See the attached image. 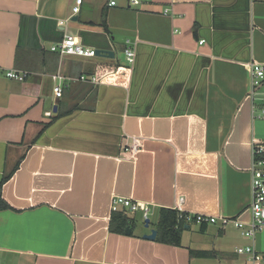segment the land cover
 Segmentation results:
<instances>
[{
  "label": "crops",
  "instance_id": "crops-1",
  "mask_svg": "<svg viewBox=\"0 0 264 264\" xmlns=\"http://www.w3.org/2000/svg\"><path fill=\"white\" fill-rule=\"evenodd\" d=\"M139 1L83 0L74 22L77 0H0V183L10 176L11 207L0 211V264H247L237 250L248 246L264 264V230L186 225L177 244L139 239L174 208L250 222L264 120L249 64H264V0ZM66 35L113 48L117 62L53 52ZM12 69L28 75L11 80ZM58 72L69 79L61 96ZM115 197L149 205L150 229Z\"/></svg>",
  "mask_w": 264,
  "mask_h": 264
},
{
  "label": "built area",
  "instance_id": "built-area-1",
  "mask_svg": "<svg viewBox=\"0 0 264 264\" xmlns=\"http://www.w3.org/2000/svg\"><path fill=\"white\" fill-rule=\"evenodd\" d=\"M83 0H77L76 6L73 8L72 17L78 15L81 11V4ZM131 5H139V0H130ZM115 5V2H112ZM130 43V42H129ZM53 52H57L60 56H74L81 58H94L96 51L95 49L88 48L83 45L79 38L66 35L65 38L56 46L52 47ZM126 61L130 66H133L136 61V51L134 48L128 46L124 50ZM251 73V96L255 100L260 97L259 106V117L264 120V64L258 62H252L249 64ZM28 75L27 72H21L18 70H7L5 76L11 80H16L23 82ZM53 81L56 83L55 94L61 96L64 92V82L69 80L62 73L58 72L53 77ZM80 80L85 81L87 78L85 76L81 77ZM77 81V80H76ZM92 84H99V79L95 76L91 77ZM262 90V92H260ZM139 149V144L136 143L131 147L132 152H137ZM264 153V146H259L255 150L256 155H262ZM252 192L253 200L249 208L251 220L249 223L242 221L238 217H215L202 214H190L184 212L181 208H174L179 215V219L183 220L188 226H206V225H216L221 224L223 227L233 225L235 228L242 232L244 237L254 238L257 233L264 230V160L259 158L255 159L252 168ZM115 205L123 206L132 213H136L139 210L143 212V219L150 220L151 209L147 204H143L136 200L115 197L113 200ZM238 254H247L251 256L250 262L247 264H262L263 258L252 246L239 248L237 250Z\"/></svg>",
  "mask_w": 264,
  "mask_h": 264
},
{
  "label": "trees",
  "instance_id": "trees-1",
  "mask_svg": "<svg viewBox=\"0 0 264 264\" xmlns=\"http://www.w3.org/2000/svg\"><path fill=\"white\" fill-rule=\"evenodd\" d=\"M259 159L264 160V153L260 156ZM9 177L4 178L3 181L0 183V211H4L11 208L3 198V186L8 181ZM121 219L124 220L123 223L130 222L127 218L121 217ZM183 226H186V224L184 223L183 220L179 219V215L176 210L173 209L166 210L163 215L162 221L159 224L158 241L162 242L161 239L163 236L164 237L163 241L165 242L172 241L173 243L177 244V242L180 240L179 232Z\"/></svg>",
  "mask_w": 264,
  "mask_h": 264
},
{
  "label": "water",
  "instance_id": "water-1",
  "mask_svg": "<svg viewBox=\"0 0 264 264\" xmlns=\"http://www.w3.org/2000/svg\"><path fill=\"white\" fill-rule=\"evenodd\" d=\"M78 17L74 16L71 18V21L77 22ZM79 35H82L81 32ZM109 44V42H108ZM96 54L94 58H104V59H108L110 61H112L113 63L117 62V54L116 51L113 48H109V47H98L95 49ZM57 111V108L56 110ZM145 228L146 229H150V220H146L145 221ZM189 227V226H187ZM145 229V230H146ZM133 232V229L129 226L126 229L125 235L126 236H131ZM158 235H159V231L158 229H152L150 230V232L148 233H144L143 235H141V237L139 239L143 240V241H147V242H157L159 244H162L161 242L158 241Z\"/></svg>",
  "mask_w": 264,
  "mask_h": 264
},
{
  "label": "rangeland",
  "instance_id": "rangeland-1",
  "mask_svg": "<svg viewBox=\"0 0 264 264\" xmlns=\"http://www.w3.org/2000/svg\"><path fill=\"white\" fill-rule=\"evenodd\" d=\"M260 92H262V90H260ZM259 99H260V97L258 98L257 104L260 101ZM136 215H137L136 216L137 217L136 218L137 228H144V229H146L145 226H144L145 225V220L143 219V212L139 210ZM150 218H152V221L154 222V219H155L154 215H150ZM129 220L131 222H133L131 218ZM192 226H194V225H192ZM146 230H148V229H146Z\"/></svg>",
  "mask_w": 264,
  "mask_h": 264
}]
</instances>
